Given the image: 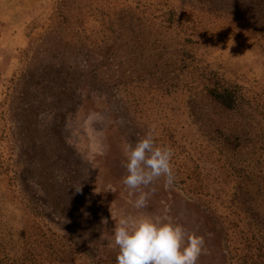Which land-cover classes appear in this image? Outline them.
<instances>
[{"label": "rangeland", "instance_id": "374dc122", "mask_svg": "<svg viewBox=\"0 0 264 264\" xmlns=\"http://www.w3.org/2000/svg\"><path fill=\"white\" fill-rule=\"evenodd\" d=\"M220 6L0 0V264H26V205L78 244L66 264L116 260L112 229L140 212L204 237L198 264H264V30ZM221 84L233 111L207 96ZM149 132L175 179L137 210L121 145Z\"/></svg>", "mask_w": 264, "mask_h": 264}, {"label": "clouds", "instance_id": "9594fccd", "mask_svg": "<svg viewBox=\"0 0 264 264\" xmlns=\"http://www.w3.org/2000/svg\"><path fill=\"white\" fill-rule=\"evenodd\" d=\"M126 158V176L122 184L130 195L139 192L132 206L137 210L147 207L150 193L144 192L153 182L165 178V187L174 183L171 166L173 150L168 146H156L149 132L135 145L122 142ZM113 246L119 249L117 264H198L206 254L204 237L189 233L182 224L169 217L140 212L121 214L112 229Z\"/></svg>", "mask_w": 264, "mask_h": 264}, {"label": "trees", "instance_id": "16d2710c", "mask_svg": "<svg viewBox=\"0 0 264 264\" xmlns=\"http://www.w3.org/2000/svg\"><path fill=\"white\" fill-rule=\"evenodd\" d=\"M211 8L220 4L224 15L235 16V21L247 24L249 21L261 22L259 27L264 30V0H208ZM262 35L263 33L260 32ZM216 85V83L214 84ZM237 87L217 85L207 90V96L219 107L226 111H233L243 97L239 95ZM231 138L238 142V136H227L223 142L232 145ZM29 219L26 222L24 247L26 264H66L68 256L82 254L80 247L75 242L69 241L68 237L55 235L52 230L45 226L42 216L35 207L26 205ZM96 264H117L116 260L98 261Z\"/></svg>", "mask_w": 264, "mask_h": 264}]
</instances>
